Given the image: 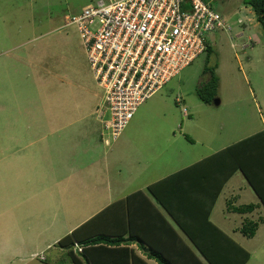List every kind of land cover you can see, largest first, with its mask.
Returning a JSON list of instances; mask_svg holds the SVG:
<instances>
[{
	"label": "rangeland",
	"instance_id": "obj_1",
	"mask_svg": "<svg viewBox=\"0 0 264 264\" xmlns=\"http://www.w3.org/2000/svg\"><path fill=\"white\" fill-rule=\"evenodd\" d=\"M93 1L96 0H0V73L6 68L9 78L13 76L11 86L26 85L19 91L22 93L26 90L28 109L33 120L38 119L34 104L35 99L39 100L38 93L41 91L36 85H55L54 82L46 84L45 78L56 77V73L57 77L68 83L62 85H81L76 83V79L81 82L86 78L88 85H94L99 98L91 111L95 121L93 125L92 122L89 124V120L86 123L82 122L84 126L92 125L93 130L85 128L91 135L81 137L77 134L72 136L70 133V137L63 139L64 143H68L65 145L63 143L55 150L56 136H50L41 141L43 136L41 132L45 129H39L35 125V129L32 130L27 126H33L37 121L16 115L12 129L32 131L25 139L33 143L27 149L30 152L29 156H32L29 160V165H31L25 170L28 175L23 176L31 177L30 174H32L36 176L34 180L52 179L54 183L53 185L42 181L41 189L37 187L36 192H42V189L46 188L48 195H54L53 198L59 197L57 202H65V198L67 202L72 201L70 197L76 196V193L82 191L83 188L73 186L65 189L64 181L73 182L71 177H66L70 174L69 167L73 172L83 168L79 172L83 176H80V182L84 184L93 181L92 177L88 179L89 175L103 180L105 168L101 159L102 151H99L98 155L95 154L99 148L96 144L99 145V143L97 140L92 142L91 139L94 137L100 139L101 146L104 147L103 151L112 155V189H115L120 177L122 178L120 181H124L128 177L136 179L132 176L135 175L138 177L135 180L136 183L154 180L170 172L168 168L171 165L170 170H177L191 164L194 160L221 150L240 138L258 130H264V35L255 21L254 13L250 7L244 6L241 0H203L209 2L212 10L222 16L228 30H217L205 35L210 54L199 55L162 85L152 97L140 103L135 108L132 117L112 138L100 122V120H106L108 115L105 114L102 119L98 117L100 112L97 113V108L102 92L96 87L76 27L66 25L64 22L65 17L77 14L82 7ZM24 64L25 68L29 69V71L25 70L28 80L21 74H16L18 67L20 70L24 69L21 68ZM209 72L217 78L213 97L218 100L217 106L212 103H201L194 93L199 85L206 82ZM78 73L81 76L77 77ZM18 79L21 80L18 81ZM145 94L146 92L140 97ZM24 99L27 100V98ZM175 99H179L180 102L175 104ZM9 100L7 103L12 109L11 97ZM183 108L185 115L182 113ZM10 112L11 110H8V113ZM12 120L13 118L10 122ZM0 130H4V126H0ZM65 132L80 131L70 128ZM148 135L151 138L146 139ZM156 137L158 141H154ZM161 137L168 138V143L160 142ZM3 142L4 140L0 139V143ZM41 147L43 151H40ZM154 149L155 154H161L164 149L162 157L168 154L169 159L171 158V162L161 170H155L157 168L155 165L158 163L152 153ZM6 152L10 155L8 151ZM91 153L94 163L89 158ZM76 154L79 155L78 160L82 156L81 162H91L94 164L93 167L89 168V165L85 164L78 166V161L73 165ZM148 158L149 162L144 163ZM117 169L120 170L119 174H116V171H119ZM134 170L138 171L134 173ZM5 172V169L0 168L1 175ZM7 178L9 182L0 176L1 190L5 194L26 190V184L17 183L16 179L9 178L8 175ZM129 179L128 186L134 187L136 183L134 184ZM86 192L93 191L87 190ZM227 198L232 199L230 203L232 201L235 206L257 202L241 174L235 172L219 195L210 216L212 223L222 222L224 230L239 226L244 219H240V216L236 214L225 212L224 203ZM50 200L52 201L51 198ZM1 206L9 207L10 199L4 198L0 202V208ZM260 211L259 216L264 219V212ZM78 218L76 216L75 220ZM247 218L258 222L255 216ZM50 219L48 217V220ZM55 219L60 220L59 217ZM5 223L0 217V243L6 241V238L1 240ZM70 223L71 221H67L66 226ZM25 225L30 228H33V225L39 228L32 218L28 225ZM258 225V231L251 239H243L239 234L236 235L241 247L250 254L245 264H264V224L258 223ZM56 235L61 236L62 233ZM4 252L5 257L0 260L6 258L7 251ZM36 252L32 260H28L26 264H51L56 258L53 249ZM40 258L47 260L42 262L38 260Z\"/></svg>",
	"mask_w": 264,
	"mask_h": 264
},
{
	"label": "crops",
	"instance_id": "obj_2",
	"mask_svg": "<svg viewBox=\"0 0 264 264\" xmlns=\"http://www.w3.org/2000/svg\"><path fill=\"white\" fill-rule=\"evenodd\" d=\"M206 42L207 39L205 40V43ZM25 67V64L24 67H21L24 68L23 70H20V67H18L16 74H21L23 78L28 80V75L25 70L29 71V69H26ZM6 71L7 70L5 68L0 73V126H4V130H0V139H3L5 142V145L4 142L0 143V168L6 170V172L2 175L0 174V176L4 177L7 182H9L7 178L8 175L9 178L16 179L15 181L17 183L26 184V190L24 192L19 191L18 193L13 192L5 194L3 190H1L2 184L0 183V202H2L4 198L10 199L9 207L1 206L0 208V217H2L4 222H6L3 224V227L5 228H2L3 231L1 238V240L6 238V241L4 240L3 243H0V259L5 257L4 251H7L6 258H4L5 260H0V264H26L28 260H32V257L37 253L36 251L42 250L47 251L53 249L54 257H58L61 253V249L56 246L57 241L69 234L74 229L78 228L80 225L92 219L110 204L119 200H124L127 196L133 194L136 191H141L143 193L147 200L151 202L152 205H150L155 207L158 213L161 214L163 222H166L168 226L162 222V219L157 216L155 212H153L145 199H143L141 196L132 197L133 199H129L130 201L127 205L129 207L127 214L124 212V210H120V213L118 212V227L117 232H115V234H118L119 236L121 235L122 240H127V242H120L116 247L119 248V251H121L123 248H126L125 253L127 255L124 254L121 258H118V260H108L104 258L99 260L98 264H187L190 258L188 253L189 251L187 249L192 250L194 254H196L201 264H208L192 247L191 243L187 240V238H185L181 230L175 225V223L170 219L161 206L154 203L153 196H151L146 191V187L149 184L156 182L166 175L171 174L185 166H188V164L173 171L170 170L172 167L171 165L168 168V171L170 172H166V174L159 176L154 180L141 181L140 183H136L135 180L138 177L132 175L136 179L133 177H128V179L130 178L129 181L133 182L134 184L136 183L134 187L128 186V179L120 181L122 179L120 177L118 180L119 183H117L115 189H112V155L103 151L104 147L101 146L102 144L100 139H97L98 137H94L91 139L92 142L97 140L99 143V145L96 144V146H99V148L96 150L95 154L98 155L99 151H102L101 159L103 160L105 168V171L103 172V180L102 178L89 175L88 179L92 177L91 179L93 181L89 184L88 182L84 184L80 182V176H82V174L79 172L82 171L83 168L79 171L73 172L71 167H69L70 174L66 177H71L73 182L70 183L64 181L63 186L65 189H70L73 186L83 188V192L80 191L76 193V196L70 197L72 201L67 202V198H65V202H57L59 197L53 198L52 196L54 195H48L46 188H43L42 192H36L37 187L38 189H41L40 185L42 181L53 185L54 183L52 179L40 178V180H34L36 176L32 174H30L31 177L23 176L24 174L28 175L25 170L27 166L31 165H29V160L32 156H29L30 152H28L27 149L33 143H31V141H25V139L29 137L32 131H29L28 129L27 131H19L18 128L15 130L12 129L13 121L15 120L16 115H22V118H30L31 121H37V123L33 124V126H27L32 130L35 129V125H37V128L39 129H45V131L41 132L43 135L41 141L50 136H56L54 145L55 150L56 147H61V145H63L64 137H70L71 135L73 136L76 134L81 137L91 135V133L89 131L87 132V129L85 128L93 130L92 125L95 121L92 118L91 111L94 109L99 99L98 93L95 90L94 85H88L89 82H86V78L81 82L80 80L76 79V83H80L81 85H62L67 81L65 82L62 78L57 77L56 73V77L49 79L45 78L46 84L54 82L55 85H36L41 89V91L38 93L39 100L37 101L35 99L34 104V111L37 114L38 119L33 120L28 109V95L26 94V90H24L22 93L19 91L26 85L11 86L10 83L13 76L10 75L11 77L9 78ZM79 75L81 76V74L78 73L77 77ZM20 80L21 79H18V81ZM155 93H153L150 97H152ZM10 97L13 101L12 109L7 103V101H10ZM150 97L144 100H147ZM24 98H27V100ZM8 110H11V112L8 113ZM12 118L13 120L10 122V119ZM88 120L89 124L92 122V125L84 126L82 122L86 123ZM47 128L50 129L47 130ZM54 128L55 130H52ZM70 128L79 130L80 132H65L66 130L69 131ZM70 133L71 135H69ZM149 138H151L150 135L146 137V139ZM154 141H158V138L156 137ZM159 141L162 143H168L169 140L166 137H161V140ZM67 143L68 142L64 143V145ZM39 149L40 151L44 150L42 147ZM6 151H8L10 155H7L8 153ZM163 152L164 149L161 154H155V149L152 150L153 156L157 158L158 163L155 165L157 167L155 170H161V168L171 162V158L169 159L168 154L163 155L162 157ZM93 154L91 153L89 158L90 160L92 159V162L94 163ZM78 156V154L75 155L74 161L72 162L73 165L76 161H78V166L85 164L89 165V168L93 167L94 164H91V162H81L83 160L82 156H80L78 160ZM197 160H194L193 162ZM148 162L149 158L144 161V163ZM136 171L138 170H134V173ZM119 172L120 170L116 171V174H119ZM20 176L21 179H19ZM227 182L222 187L219 195L221 194ZM17 189L18 188H16V190ZM87 190H91L93 192H86ZM219 195L216 198L215 203L209 213V221L211 213L219 199ZM55 196H57V194ZM230 200L232 199L227 198V201L224 203L225 212L227 214H236L232 211H228V208L236 207L232 201L230 203ZM256 201L257 202L254 204L249 203L254 206L250 213L236 214L240 216V219L244 218L237 227L234 226L230 229L228 228V230H224L222 227V222H219V224H214L211 221L210 222L234 243L241 247V243L239 242V239L236 237V235L239 234L243 239H251L255 236L259 229L258 223L264 224V219H261L259 216L261 214L260 210L264 212V209L261 207V205H259L257 198ZM119 206L127 207L126 205ZM76 216L79 217L77 220H75ZM246 216H255V219L258 222L248 219ZM48 217L51 219L48 220ZM57 217H59L60 220H56L55 218ZM31 218L35 221V223H37L39 228L34 225L33 228L25 225H28V222ZM110 218L111 217L109 215L103 217V223ZM52 219H54V221H52ZM244 220L257 223V228L254 232V235L250 238L242 236L238 231ZM67 221H71L69 226H66ZM128 222L131 224L129 228L126 227ZM112 228L116 229L114 227ZM32 232L34 234H32ZM58 233H62L63 236L56 235ZM179 242H182L183 244ZM131 255H133L134 258H131ZM38 260L46 262L47 259L45 258L44 260Z\"/></svg>",
	"mask_w": 264,
	"mask_h": 264
},
{
	"label": "built area",
	"instance_id": "obj_3",
	"mask_svg": "<svg viewBox=\"0 0 264 264\" xmlns=\"http://www.w3.org/2000/svg\"><path fill=\"white\" fill-rule=\"evenodd\" d=\"M64 22L76 27L112 138L144 99L204 53L205 35L228 30L203 0H96Z\"/></svg>",
	"mask_w": 264,
	"mask_h": 264
},
{
	"label": "trees",
	"instance_id": "obj_4",
	"mask_svg": "<svg viewBox=\"0 0 264 264\" xmlns=\"http://www.w3.org/2000/svg\"><path fill=\"white\" fill-rule=\"evenodd\" d=\"M241 3L253 11L255 21L264 35V0H241ZM204 53L210 54L206 43ZM216 86L217 78L209 72L206 82L195 89L196 98L203 104H210L214 100ZM187 141L190 142L189 139ZM235 172L241 174L264 209V130H258L232 142L146 187V191L153 196L154 203L161 206L208 264H245L249 259L247 251L234 243L208 219L222 187ZM139 196L145 199L153 212L162 219L161 214L151 206V202L143 193L136 191L124 200L110 204L57 241L56 246L61 249V253L51 264H98L99 260L104 258L118 260L124 254L127 255L126 248L121 251L116 248L120 242H127L122 240L121 235L115 234L118 227V212L124 210L127 214L129 199ZM253 208L252 204H245L228 208V211L245 214L250 213ZM107 215L111 218L103 223L102 219ZM163 223L167 225L166 222ZM130 226L128 222L126 227ZM256 228L257 223L244 220L238 231L242 236L250 238ZM187 250L190 255L187 264H201L196 254L192 250ZM131 258H134L133 255Z\"/></svg>",
	"mask_w": 264,
	"mask_h": 264
},
{
	"label": "water",
	"instance_id": "obj_5",
	"mask_svg": "<svg viewBox=\"0 0 264 264\" xmlns=\"http://www.w3.org/2000/svg\"><path fill=\"white\" fill-rule=\"evenodd\" d=\"M211 103H212L214 106H217V105H218V100L214 99Z\"/></svg>",
	"mask_w": 264,
	"mask_h": 264
}]
</instances>
